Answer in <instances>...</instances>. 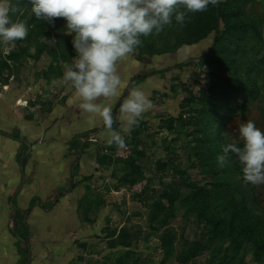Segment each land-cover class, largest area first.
<instances>
[{
  "label": "rangeland",
  "instance_id": "obj_1",
  "mask_svg": "<svg viewBox=\"0 0 264 264\" xmlns=\"http://www.w3.org/2000/svg\"><path fill=\"white\" fill-rule=\"evenodd\" d=\"M13 3L17 11L12 14V19L25 21L29 32L25 39L12 45H0L2 100L9 93L7 84L11 83L16 88L34 79L44 80V77L49 79V83L52 78L62 79L64 66L70 64L75 55L72 37L64 34L65 21L62 18H57L54 25H48L31 13L27 0H13ZM221 3L227 7H238L239 14L235 18L246 27L241 48L233 53L236 62L230 63L243 70L247 60H260L264 54L257 58L251 54L252 51L257 52L256 44H264V0H221ZM201 30L210 31L205 37L195 40L194 36H200ZM224 30L220 22L218 31L222 33ZM216 32L214 24L208 20L207 11L192 13L183 26L174 23L158 35L142 38V45L136 52L118 65V72L128 88H141L151 99L152 106L131 132L124 133L131 146L141 134L148 136L145 139L151 146L142 147L146 154V157L139 156L144 158L142 161L137 160L133 149H130L131 159L127 161L130 177L126 185L129 192L136 191L138 195L124 200L127 210L120 209L121 205L113 207L114 211L121 210L122 221L126 222L119 235L115 236L118 223L122 221L114 220L117 226L111 234L113 243L123 241L130 248L121 249L116 254V264L126 251L128 264H264V229L263 234L257 232L256 235L263 250L247 240V231L225 238L218 231L213 232L210 222L200 218V204L192 201L196 188L213 180L201 174L198 155L192 161L188 160V154L193 150V122L201 108V98L207 94V87L214 86L218 76L228 78L227 67H217L214 61L202 59L213 45ZM8 47L11 51L7 50ZM261 75L252 73L249 79L254 81ZM261 81L264 84V78ZM127 91L125 89V96ZM263 96L264 91L261 98ZM169 126L175 131L167 132L165 127ZM201 150L204 149L197 146L195 151ZM162 159L170 162L160 166L154 164ZM140 165L142 172L139 175L159 169L161 181L157 182L158 188L143 193L140 187L135 188ZM3 169L9 168H2V174ZM2 197L3 192H0ZM159 199L162 207L155 214L156 224L151 225L145 218V210ZM253 212L264 221V202L259 200ZM10 221L11 217L0 215V264L7 258L16 264L20 261L25 264L29 258L31 260V255L44 264V248L25 251L15 232L7 230ZM24 235L28 237L30 234ZM36 235L44 236V233Z\"/></svg>",
  "mask_w": 264,
  "mask_h": 264
},
{
  "label": "crops",
  "instance_id": "obj_2",
  "mask_svg": "<svg viewBox=\"0 0 264 264\" xmlns=\"http://www.w3.org/2000/svg\"><path fill=\"white\" fill-rule=\"evenodd\" d=\"M256 74H262L255 80L259 93L225 124L228 143H242L238 127L247 120L264 131V70ZM42 79L16 88L7 84L9 93L4 100L0 98V215L11 217L7 230L15 232L25 251L44 248V264H116V254L130 248L113 243L114 220L122 221L120 209L127 210L124 200L138 195L127 189V161L131 148L137 160L146 157L142 147L150 145L148 136L141 134L133 146L128 139L123 147L107 145L101 124L88 123L72 88L62 79L52 78L51 83ZM113 115L114 128L120 130L118 105ZM169 159L154 164H168ZM5 167L9 169L2 174ZM141 172L140 165L135 188L140 187L142 193L158 188V168L149 174ZM118 205L119 211H114ZM150 210L149 206L145 210L147 221ZM124 223H118L115 236ZM39 261L31 255L25 264ZM2 263L16 264L9 258Z\"/></svg>",
  "mask_w": 264,
  "mask_h": 264
},
{
  "label": "clouds",
  "instance_id": "obj_3",
  "mask_svg": "<svg viewBox=\"0 0 264 264\" xmlns=\"http://www.w3.org/2000/svg\"><path fill=\"white\" fill-rule=\"evenodd\" d=\"M39 21L54 25L65 21V35L75 50L64 66L62 80L73 90L77 107L88 123L101 124L109 146L123 147L126 137L151 108L149 96L139 87L128 88L118 65L142 45V38L158 35L167 27L183 26L189 15L218 6L221 0H27ZM13 0H0V45H12L29 32L23 20H13ZM11 51V48H7ZM125 89H128L125 96ZM118 105L120 130L114 128ZM242 143L224 144L216 156L225 167L235 156L241 177L250 185L264 184V131L247 120L238 127Z\"/></svg>",
  "mask_w": 264,
  "mask_h": 264
},
{
  "label": "trees",
  "instance_id": "obj_4",
  "mask_svg": "<svg viewBox=\"0 0 264 264\" xmlns=\"http://www.w3.org/2000/svg\"><path fill=\"white\" fill-rule=\"evenodd\" d=\"M237 14H239L238 7H227L222 3L218 6H210L207 10L208 20L214 24L217 32L213 38V45L202 59L206 62L214 61L217 67L224 69L227 67L228 78L223 79L218 76L216 84L207 87V94H203L200 101L201 108L193 122V150L188 154V160L192 161L194 156L198 155L201 174L213 180L196 188L192 201L200 204V218L210 222L213 232L218 231L219 235L226 238L242 235L245 234L242 233L243 231H247L249 233L247 240L254 242L258 248L263 250L261 243L256 240V235L257 232L263 234L264 221L261 216L253 212V208L259 200L264 201V184L245 183L241 177V166L235 160L234 155L223 168H220L216 161V156L221 153L222 146L228 143L224 137L225 124L236 111L242 110L246 103L254 100L259 93L255 80H250L249 75L264 70V44L262 42L256 44L257 52H251L254 58L263 54L260 60L251 59L249 62L247 60L243 70L230 64L236 62L233 53L241 48V43L245 39L244 29L246 27L235 18ZM220 22L225 27L222 33L218 31ZM201 31L200 36H194L195 40L205 37L210 30ZM225 47L229 48L225 50ZM197 146H201L204 150L195 151ZM160 199L154 202L149 212V224L151 225L156 224L155 214L162 207ZM220 225L222 228L218 227ZM121 243L129 246L123 241ZM126 253L117 260V264H128Z\"/></svg>",
  "mask_w": 264,
  "mask_h": 264
}]
</instances>
